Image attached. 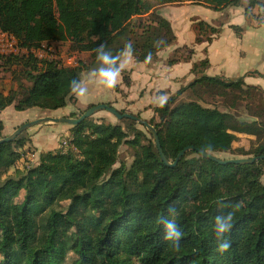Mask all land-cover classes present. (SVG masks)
Segmentation results:
<instances>
[{
	"label": "trees",
	"instance_id": "obj_1",
	"mask_svg": "<svg viewBox=\"0 0 264 264\" xmlns=\"http://www.w3.org/2000/svg\"><path fill=\"white\" fill-rule=\"evenodd\" d=\"M150 1L0 0V31L12 34L20 45L29 49L48 41L68 42L71 52H87L91 58L89 63L80 58L75 66L62 65L56 58H26L31 85L20 97L0 93V110L12 104L20 111L55 110L75 102L70 81L80 78L83 69L97 66L94 49L100 43L116 53L132 41L137 61L145 62L149 52L153 57L175 39L155 6L179 0ZM238 1L200 2L221 9ZM195 29L196 41H209L218 31L203 20L195 23ZM157 38L165 44L154 47ZM23 58L8 56L14 61ZM206 64L203 59L192 69ZM187 89L201 93L251 90L264 104L262 89L245 84L242 78L200 75L153 109L159 121L149 123L157 129L169 160L185 146L212 153L229 151L236 133L253 134L259 125L237 121L231 112L214 105L179 101ZM92 105L68 116L76 117ZM90 116L70 126L65 151L48 150L36 165L16 169L4 178L20 159L19 148L25 141L17 135L0 143V264H264V185L258 167L264 159L219 164L190 150L176 165L168 166L161 161L154 140L141 144L136 130L129 139L120 124ZM1 129L0 123L3 137ZM123 143L135 148L133 159L129 165L113 168ZM251 152L264 155V135ZM151 163L156 174L147 181L143 174ZM171 209H175L172 215ZM229 212L233 227L222 239L230 247L221 253L216 250L214 218ZM164 218L175 219L181 227L179 248L165 240Z\"/></svg>",
	"mask_w": 264,
	"mask_h": 264
},
{
	"label": "crops",
	"instance_id": "obj_2",
	"mask_svg": "<svg viewBox=\"0 0 264 264\" xmlns=\"http://www.w3.org/2000/svg\"><path fill=\"white\" fill-rule=\"evenodd\" d=\"M251 1L239 0L221 9L193 0L156 5L155 11L170 24L175 36L173 42L158 50L150 62L137 61L133 56L109 95L99 92L102 85L85 80L93 100H85L81 107L76 105L81 98L73 95L75 102L70 107L55 110L66 108L59 116H67L90 104L109 103L117 110L148 118L155 115L153 109L157 105L152 102L155 94L163 93L169 98L200 75L225 80L242 78L245 84L261 88L264 95V6L260 0L254 4ZM200 20L218 29L209 41L205 38L196 41L195 23ZM176 57L174 62H169ZM203 59H207V64L193 71V64ZM89 70L83 69L80 78H85ZM66 126L59 125L57 130L66 131L69 138L71 125ZM11 132H6L2 124L3 136Z\"/></svg>",
	"mask_w": 264,
	"mask_h": 264
},
{
	"label": "rangeland",
	"instance_id": "obj_3",
	"mask_svg": "<svg viewBox=\"0 0 264 264\" xmlns=\"http://www.w3.org/2000/svg\"><path fill=\"white\" fill-rule=\"evenodd\" d=\"M183 1V0H179ZM203 1V0H197ZM152 4L155 1H150ZM147 17V16H145ZM137 17L134 18V20ZM150 18V15L145 18ZM143 19V18H141ZM137 20V19H136ZM43 46L40 48L41 52L44 54L43 56L34 55L31 51L23 48L22 45L16 39L15 52L6 53L3 50H0V54L4 55L0 58V93L7 95L10 93H15L17 97L22 96L24 90L27 89L31 85V81L27 76V71L30 70V65H27L25 62L26 58L33 56L42 58H56L59 59V62L62 65L66 66H75L77 64V60L81 58L85 63H89L91 58L89 53L84 52L81 55L78 53H73L69 50L68 42H57V41H48L42 44ZM16 56L17 58L24 57L22 61H14L9 60L8 56ZM72 59L69 62L68 57ZM74 57V58H73ZM44 59V58H42ZM31 64L30 62H28ZM101 91V92H100ZM99 92L104 95H109L111 90L107 88L101 87ZM219 92V93H218ZM230 93V94H229ZM87 94L86 97L81 98L76 105L83 106L84 101L92 99ZM103 95V96H104ZM106 95V96H107ZM182 96V97H181ZM181 97V98H180ZM179 101L185 100H197L200 103L208 106H217L220 110H226L231 112L234 118L240 122H246L247 124H259L255 126V132L253 134L248 133H236L237 138L232 143V147L229 151L226 152H216L214 153L220 158H234V157H252L256 156L251 151L261 143L262 137L264 135V126H261V120H264V105L259 99L258 93L246 90L243 92L237 91H229L228 93H223L220 90H208L201 93L200 90H192L183 93L179 96ZM93 100V99H92ZM233 102V103H232ZM73 103L69 102L65 106L68 108ZM230 105V106H228ZM64 110H48L42 109L39 107L27 108L25 110H16L12 105L5 107L0 110V120H2V124L4 130L6 132L14 131L16 127L21 125L24 122L31 121L44 116H59ZM104 115L105 118L101 119L104 122H110L113 124H120L125 130H127L129 134V139L133 138V132L141 133V144L148 143L147 141H152V136L149 131L137 121L134 124L129 119H118L113 114L105 109H101L96 111L89 118L94 119L96 115ZM68 116V115H67ZM79 116V115H78ZM140 117V115H137ZM74 117V116H71ZM77 117V116H76ZM149 122L150 119H153L154 123H158V118L156 115L149 116L148 118H143ZM132 124L134 126V130H131ZM59 125H65L66 123H53V122H45L33 125L25 130H23L18 137H21L22 140L25 141L22 148L20 147L19 151L21 153L20 159L17 161L14 167L7 170L2 177H6L7 175H13L16 169L24 170L32 165H36L40 156L48 150L51 151H65L67 148H63V144L67 142V133L66 131H59L57 128ZM69 125V124H68ZM13 128V129H12ZM70 133H68L69 136ZM8 135V134H7ZM66 135V136H65ZM6 136V135H4ZM3 136V137H4ZM1 138V137H0ZM243 149L248 152L245 155L239 154V150ZM135 153V148L130 144L123 143L119 147L117 162L114 164L113 168L118 167L120 164L129 165L133 159V155ZM258 167L262 169V174L260 176V181L264 185V163L258 164ZM156 174L155 165L151 163L147 169V171L143 174V178L147 181H151ZM66 202L61 205H65ZM71 257H74L73 254H70ZM1 259V256H0Z\"/></svg>",
	"mask_w": 264,
	"mask_h": 264
},
{
	"label": "clouds",
	"instance_id": "obj_4",
	"mask_svg": "<svg viewBox=\"0 0 264 264\" xmlns=\"http://www.w3.org/2000/svg\"><path fill=\"white\" fill-rule=\"evenodd\" d=\"M163 38H157L153 41L154 47H160L164 45ZM96 53L97 66L91 68L85 78H73L70 81V91L73 95L84 98L88 94V87L85 80L91 82L95 81L97 84L102 85L104 88L112 89L119 81L121 72L125 69L127 64L133 58L134 47L132 41H126L122 49L114 53L112 49L107 48L104 43H100L94 49ZM152 59V53L149 52L145 56V62H150ZM168 97L163 93H157L154 95L152 102L157 106H163L167 102ZM175 213V209L170 210V215ZM214 223V231L217 238L216 250L218 252L227 251L230 247V243L227 240L222 239L225 233L231 231L232 213H223L217 215ZM162 225L164 228V238L170 243L173 248H179L183 236L181 227L177 224L175 219L164 218L162 219Z\"/></svg>",
	"mask_w": 264,
	"mask_h": 264
},
{
	"label": "water",
	"instance_id": "obj_5",
	"mask_svg": "<svg viewBox=\"0 0 264 264\" xmlns=\"http://www.w3.org/2000/svg\"><path fill=\"white\" fill-rule=\"evenodd\" d=\"M101 109H105V110L109 111L111 114H113L118 119H131V120L137 121L138 123L142 124L151 134L161 161L168 166L176 165V163L181 159V157L190 150H194L199 155H201L205 158H208L212 161H215L219 164H228V163L245 164V163H253L257 159H264V155L252 156V157L220 158L217 155H215L214 153L209 152L207 150H202L201 148L194 147V146H185L183 149H181L178 152L175 159L173 161H171L167 158V156L165 155V153L161 147V142H160V138L158 135V131L153 124H150L148 121H146L145 119H142L141 117H139L135 114H132L129 112H120L115 107H113L107 103H98V104L92 105L89 108L85 109L77 117L44 116V117H40V118L31 120V121L24 122L21 125H19L18 127H16V129H14V131H12L10 134H8L4 137H1L0 143L13 140L23 130H25V129L33 126V125L39 124V123L53 122V123H66L69 125H75V124L79 123L81 120H83L84 118L94 114L96 111L101 110Z\"/></svg>",
	"mask_w": 264,
	"mask_h": 264
},
{
	"label": "built area",
	"instance_id": "obj_6",
	"mask_svg": "<svg viewBox=\"0 0 264 264\" xmlns=\"http://www.w3.org/2000/svg\"><path fill=\"white\" fill-rule=\"evenodd\" d=\"M260 2L264 6V0H260ZM42 44L37 47H32L29 49L24 46L23 48L31 51L35 56L36 55L43 56L44 54L41 52V49H40L43 46ZM15 45H16V38L12 34L8 32H4V31H0V50L5 51L6 53L15 52L16 50H18L17 48H15ZM68 59L70 62V60L72 59V56L68 57Z\"/></svg>",
	"mask_w": 264,
	"mask_h": 264
}]
</instances>
